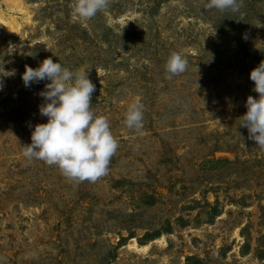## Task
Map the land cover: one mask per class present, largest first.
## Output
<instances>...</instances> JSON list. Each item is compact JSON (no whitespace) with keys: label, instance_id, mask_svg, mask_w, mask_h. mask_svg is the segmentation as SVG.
Instances as JSON below:
<instances>
[{"label":"rangeland","instance_id":"obj_1","mask_svg":"<svg viewBox=\"0 0 264 264\" xmlns=\"http://www.w3.org/2000/svg\"><path fill=\"white\" fill-rule=\"evenodd\" d=\"M20 1L0 0V60L15 69L0 91V264H264V149L239 126L258 95L264 0H110L87 20L73 0ZM173 51L188 67L168 79ZM49 56L88 71L118 141L95 182L22 154L47 82L21 74ZM135 99L139 130L124 124Z\"/></svg>","mask_w":264,"mask_h":264},{"label":"clouds","instance_id":"obj_2","mask_svg":"<svg viewBox=\"0 0 264 264\" xmlns=\"http://www.w3.org/2000/svg\"><path fill=\"white\" fill-rule=\"evenodd\" d=\"M243 0H207L206 9L239 11ZM110 0H73L74 13L85 20L106 10ZM23 45H13V50L22 53ZM0 60V68L3 69ZM188 60L173 51L167 58V78L184 73ZM4 70V69H3ZM0 74V91H3V76L15 75V69ZM25 87L46 81L39 95L43 102L39 113L46 122L32 126L29 144L20 145L28 161L39 160L56 165L62 174L75 182H95L107 174L112 156L119 145L112 134L110 122L104 115H97L92 108V95L96 85L88 78V71L70 70L51 56L44 58L37 67L25 65L21 74ZM254 82L253 91L258 95L247 96L246 112L239 117V126L245 127L249 138L258 148L264 149V60L249 72ZM144 105L139 99L127 106L124 124L129 129L143 127Z\"/></svg>","mask_w":264,"mask_h":264},{"label":"bare ground","instance_id":"obj_3","mask_svg":"<svg viewBox=\"0 0 264 264\" xmlns=\"http://www.w3.org/2000/svg\"><path fill=\"white\" fill-rule=\"evenodd\" d=\"M7 4L10 6V7H15L16 9H18L20 12H23V6L21 4V1L20 0H6ZM3 19V16L2 14L0 13V20ZM10 22L11 23L12 21L14 22V19L13 18H10Z\"/></svg>","mask_w":264,"mask_h":264}]
</instances>
